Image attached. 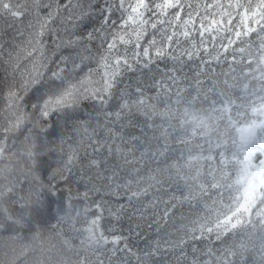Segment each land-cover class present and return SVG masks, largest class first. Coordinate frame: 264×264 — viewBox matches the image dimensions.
<instances>
[{"label":"snow or ice","instance_id":"snow-or-ice-1","mask_svg":"<svg viewBox=\"0 0 264 264\" xmlns=\"http://www.w3.org/2000/svg\"><path fill=\"white\" fill-rule=\"evenodd\" d=\"M0 11L31 15L20 43H0V161L23 149L21 174L39 181L41 150L63 154L72 132L51 180L79 168L84 188L57 202L41 183L48 198L14 215L20 177L4 165L0 230H31L57 202L60 247L41 243L37 264H264V0H0ZM161 60L172 64L150 84L125 81ZM130 210L155 226L144 248L102 227Z\"/></svg>","mask_w":264,"mask_h":264},{"label":"trees","instance_id":"trees-1","mask_svg":"<svg viewBox=\"0 0 264 264\" xmlns=\"http://www.w3.org/2000/svg\"><path fill=\"white\" fill-rule=\"evenodd\" d=\"M19 2V0H17ZM31 19V15L26 13L24 17L20 20L12 17L6 11H0V43H4L5 47H14L12 41L15 39L16 43H20L24 37L18 36V30H21L23 26H26L28 21ZM171 66V61L161 60L158 62L159 68L153 65L149 69L140 70L136 72L128 73L125 77L126 82H135L137 77H140L146 84L151 83V77L153 75L158 76L159 71L164 68L165 64ZM2 67V66H0ZM187 71V69H186ZM3 73L0 72V78H3ZM3 104L2 98H0V105ZM142 122V118H137L136 124ZM49 131H52L51 129ZM129 131L134 132L135 130L130 129ZM65 137H70L68 142L64 145L65 152L62 154L59 148L54 152H48L46 150H41V156L38 158V167L35 169L36 175L39 177V181H26L21 173L26 172L29 166V161L26 156L20 155L19 153L23 149L17 148V156L12 157L10 160L5 159L0 161V167L4 165H11L14 169V175H19L20 183L17 185L14 196L6 203V207L14 215L20 214L22 210V205L25 201L31 197L35 199L36 196L42 195L45 199L48 198L46 189H41L40 184L48 185L50 182L57 185L58 194L54 198L55 201L66 200L68 196L76 197L78 190L82 192L84 190L82 184L77 183L78 177L81 175L79 168L73 169L72 178L69 183H63L57 180H51L53 173L63 167L64 161L67 158V147L68 144H75L78 137L74 133L68 132ZM61 138V130L57 128L54 135H48L45 137L47 140L59 141ZM49 147H52L49 145ZM81 155L83 157V150H81ZM2 183V181H0ZM54 202L51 205V210L45 213L43 216L32 221L31 230L27 227L18 229L17 231H4L0 230V264H37V258L39 256L40 245L43 243L45 248H49L55 245L57 248L60 247V239L56 235L58 229L54 228L53 225L57 223L58 208L59 204ZM124 201H110V203L115 206L117 203H123ZM74 203L82 207L83 205L79 201H74ZM29 219L31 217L29 216ZM137 224L140 227L137 228ZM102 227L105 229L107 235H124L128 236L130 242L139 248H144L147 242L156 238L155 226L152 229L147 227L145 222L138 219L137 216L133 215L131 210L123 215L121 219L117 222L111 217L107 216L105 213V219L102 221ZM40 230V235L38 238L34 239L35 230ZM66 229V226H65ZM109 229H115V231H109ZM139 232V237L136 233ZM30 246V249H35V251L30 250L26 255L20 256L21 250ZM71 255V254H68ZM19 257V259H17ZM249 264H252L249 261Z\"/></svg>","mask_w":264,"mask_h":264}]
</instances>
